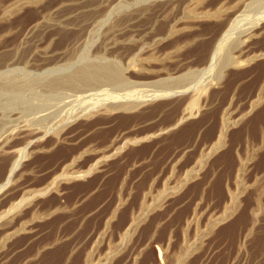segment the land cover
<instances>
[{
  "label": "rangeland",
  "instance_id": "1",
  "mask_svg": "<svg viewBox=\"0 0 264 264\" xmlns=\"http://www.w3.org/2000/svg\"><path fill=\"white\" fill-rule=\"evenodd\" d=\"M195 1L203 2L43 0L5 10L7 14L0 11V74L17 83L19 78L23 85L46 71L85 64L122 70L126 57L120 48L133 54L144 49L147 54L155 35L167 28L159 26L167 21L165 12L159 27H147L150 13L165 4L171 12L173 6L174 16L184 23L193 17L190 10L199 4ZM260 8L263 0L247 11L245 18L252 21L241 24L242 39L258 22V17L253 19ZM38 20L41 26L29 35L27 30ZM261 23L243 47L247 53L248 48L264 49ZM222 26L206 21L198 31L214 37ZM187 35L168 39L161 48ZM212 37L185 49L179 58L197 56ZM104 43L115 48L98 51ZM45 57L52 65L35 67V61ZM226 59L220 58L211 74L213 87L199 112L171 131L160 130L172 127L182 115L186 96L152 101L134 113L82 119L60 136L58 130L50 132L57 123L51 117L50 128L42 127L48 126L47 136L33 142L12 184L0 193V264H264V57L239 67L228 66ZM202 77L198 81L206 79ZM3 82L0 79V102L6 103L12 95L4 92ZM134 89L127 93L140 92ZM155 90L145 87V97ZM259 93L260 100L252 106ZM17 94V102L25 106L55 103L40 90ZM13 107L17 108L10 102L0 111L6 114ZM221 133V144L209 149ZM129 134L145 136V141L119 153L109 151L94 168L91 155L65 167L79 149L103 148L115 139L120 146ZM8 157L0 152V184L12 162ZM196 161L195 173L186 177L185 170ZM50 185L49 193L37 194ZM24 193L28 202L9 214ZM193 214L195 222L188 226ZM133 219L138 222L135 229L123 234Z\"/></svg>",
  "mask_w": 264,
  "mask_h": 264
},
{
  "label": "bare ground",
  "instance_id": "2",
  "mask_svg": "<svg viewBox=\"0 0 264 264\" xmlns=\"http://www.w3.org/2000/svg\"><path fill=\"white\" fill-rule=\"evenodd\" d=\"M39 1L43 0H0V11L3 13L5 10L10 11V9L14 10L21 8L26 4H39ZM202 1V3H200L201 1H195L199 3L196 7L193 6V3L192 6L195 9L190 10L192 11L191 14L193 15L191 16L193 17L186 22L184 20V23H182L183 21H179L178 17L174 16L175 14H173L174 12L172 11H175V8L173 6V10L171 8V12H166V8H168V6L165 4L163 5L164 7L161 5L163 7L162 9L155 11V13H150L149 17H151V20L149 19L150 21L148 25H146L147 27H150L151 30H153V28L159 25L160 20H162L161 18L165 14L164 18H167V21L165 24L162 23L159 26H165L167 28L155 35V43L154 46H151L150 51H148L149 54H145L143 51L144 49L140 48V50L134 54V50L130 52L131 49L125 47L120 48V50L125 52L123 54L126 57V64L124 63L126 67L124 66V69L122 70L112 68L108 69L110 67H101L96 66L95 64L93 65L96 68H93V66L85 64L75 69L73 67H69L65 69L59 68L52 71H46V73L41 75L39 78L36 77L35 80H26L27 82L25 84L24 81L23 85H19V83L21 84L22 82H20L19 78H15L19 80V83H17V81L10 76L5 77L0 74V79L5 82H3L4 85L2 86V89H4V92L6 91L12 95L8 98V100L5 99L7 101L6 103L0 102V109L3 110L2 107L5 108L7 103L10 102L12 105L17 106V108H11V112H6V114L5 112L2 113V111H0V152H2L3 157L9 156L12 160L5 180L0 184V193L12 184L20 166L22 165L25 154L31 148L33 142L36 139H41V135H44V137L47 136L50 128L47 122L50 121L49 119L51 117H54V120L57 123L55 126L56 130L53 127L54 130L50 128V132H57L58 130L59 134L56 136H60V133L65 131L68 126H71L73 123L82 119L90 120L99 115H107V117H109V115L111 116L116 112L134 113L141 107H144L145 104L152 101L159 99H172L175 96H186L188 101L184 110H182V115L177 118V121L172 127L160 130L161 132L171 131L180 126V124H182L185 120L192 117L195 112H199L200 108H202L200 107V103L202 99L207 96V92L210 89L209 87H213L211 80V77L213 76H211V74L216 72V67L219 65V61H221L220 58L222 59L223 56H226V64H228V66L232 65L239 67L244 65L246 62L249 64V61L254 60L257 57H264V49L253 51L251 48H248V53L243 49V47L247 44L246 41L248 42L252 36L256 35L257 28L260 23L264 21V8H260V12L258 14L256 13L253 20L256 21L257 17V20H259L258 22H255L254 25H252L246 32V37H244L245 39H242L243 36L241 37V31L239 29L243 21L246 20L247 22L248 20V17L245 18L247 11H249L253 5L256 6V3H260L262 0H217L213 5L209 3L210 0ZM251 11L253 10L251 9ZM146 15L148 16L147 13ZM252 15L254 16L253 13ZM0 17H2V14H0ZM4 17L6 16H3V18ZM206 21L209 23L214 22L223 24V29L220 34H218V31L217 35L214 36L212 34L214 37H208V34H204L202 31L199 32L198 30L202 27L203 23L205 24ZM41 22V20H38L36 23H33V25L27 30V33L30 35L35 32V30L41 26ZM241 30H244V28ZM183 34H188L189 37L187 35V38L183 40L181 39L182 41L178 39V41L172 44V46H169V48H161V44L166 40L174 39L175 37L179 38L183 36ZM210 37L212 38L209 41V46L205 48L206 45H204V49L197 53V56H200V62H197V60L195 61V58L197 57L196 55L194 57L191 55L192 57L190 56V58H179L180 55L182 56V51L193 47L201 40L210 39ZM113 48L115 47L108 43H104L99 46L97 50L108 52L113 50ZM245 52L247 53L246 58H243L242 60L241 58ZM47 57H45L44 60L43 58L42 60L37 59L35 61V67L38 69H46L48 66H51L52 62L50 61V58ZM52 58H54L53 55ZM196 59H198V57ZM0 62L2 63V60H0ZM202 75L203 77L205 76L206 79L204 77L205 80H203L202 77L200 79L203 81H198L199 76L201 77ZM219 75L221 74L219 73ZM214 81L216 80L214 79ZM130 87L133 89L135 88L134 90L137 88L140 92L136 95L127 93ZM145 87H154L158 90H155L152 95H147L146 97L148 98H146ZM24 88L26 91L30 90L33 92L34 90H40L45 94H49L46 96L47 98L49 97L51 102H55L53 107H50L49 104H44L42 106H25L22 102H17L18 99H20V95L17 93L24 91ZM1 95L3 96L2 93ZM6 96L7 95L4 97L7 98ZM259 100L260 93L251 100V105L255 106ZM57 101H60V103H56ZM4 111L6 110L4 109ZM45 124H47L49 128L47 125V128H42L45 127ZM222 135L223 133H221L217 142L215 144L213 143L209 149L212 150L221 144L223 141ZM44 137L42 136V138ZM144 141L145 136L138 134L125 136L120 146L117 143V139L111 141L110 145L103 148L88 145L79 149V151L71 156V158L67 160L68 162L65 163V167L77 164L85 155H91L94 159L91 168H94L101 163L102 158L105 157L106 153H110L111 151L119 153L127 146L139 145ZM120 143L121 142H119V144ZM180 159L181 158L177 160V163ZM198 164L199 162L196 161L189 166L184 172L185 176L188 177V175L191 176V174L195 173L198 168ZM51 186L52 185L39 190L37 194L44 195L49 193L52 190ZM25 196V193L21 195L19 201L14 202L7 212L9 214L13 213L23 204L28 202ZM195 218L196 216L194 214L191 215V217L187 219V225L190 226L193 222H195ZM137 223V220L133 219L124 228L122 233L125 235L126 233H130L135 229ZM180 258L181 257H179V259Z\"/></svg>",
  "mask_w": 264,
  "mask_h": 264
}]
</instances>
